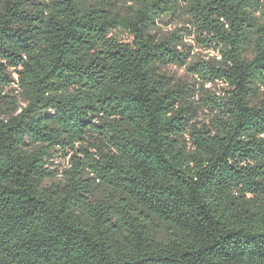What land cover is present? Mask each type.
Segmentation results:
<instances>
[{"label": "trees", "instance_id": "16d2710c", "mask_svg": "<svg viewBox=\"0 0 264 264\" xmlns=\"http://www.w3.org/2000/svg\"><path fill=\"white\" fill-rule=\"evenodd\" d=\"M263 87L264 0H0V264H264Z\"/></svg>", "mask_w": 264, "mask_h": 264}, {"label": "rangeland", "instance_id": "374dc122", "mask_svg": "<svg viewBox=\"0 0 264 264\" xmlns=\"http://www.w3.org/2000/svg\"><path fill=\"white\" fill-rule=\"evenodd\" d=\"M152 33L153 35H156L158 39L170 37L172 34L181 35L179 39H176V41L179 43V50L183 52L185 51L188 54V64L184 67H167L163 69V72L167 73L174 80L184 84L186 83L192 90L199 91L201 87H204L218 96L224 95V91L230 89L222 83L206 84L204 80H202L192 70L188 69V65L192 63L202 61L207 62L212 60L220 61L222 59L219 51L207 48L205 46V42L199 40V34L196 32V28L189 24L188 15H182L176 18H167L165 23H159L157 28L152 30ZM112 35H117L123 43L132 44L134 40L132 34L125 31H115ZM17 91V86L13 85L7 90V93L15 96L19 94ZM261 92H264V87L261 88ZM210 118L211 115L209 113L201 114L198 120V126L201 127L203 125H208L210 123ZM53 163L54 166H51V168L56 171V177L54 180L49 181L47 186L60 181L64 176V172L71 168V164L67 157H57L53 160Z\"/></svg>", "mask_w": 264, "mask_h": 264}]
</instances>
